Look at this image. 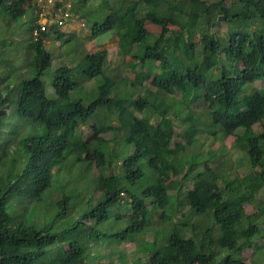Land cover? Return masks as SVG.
<instances>
[{
	"label": "trees",
	"instance_id": "16d2710c",
	"mask_svg": "<svg viewBox=\"0 0 264 264\" xmlns=\"http://www.w3.org/2000/svg\"><path fill=\"white\" fill-rule=\"evenodd\" d=\"M89 1L71 4L75 16L90 26L91 39L115 32L119 53L136 60L128 66L136 76L131 80L107 74L106 50H96L86 52L78 66L61 64L53 69L54 92L48 93L42 76L52 68L53 54L45 42L50 30L28 45L32 57L26 65L35 69L33 77L12 84L0 76V123H8L11 129L7 137L0 131V264H91L100 255L87 260L89 248L106 239L135 241L149 230L155 232V240L139 245L150 251L154 264H245L240 258L243 249L253 246L264 228L255 219L264 213V200L255 201L259 210H244L264 185V88L251 86L264 79V0H234L233 5H240L237 11L225 0L179 2L183 8L178 11L172 0H98L99 5ZM82 3L90 5L88 11L80 10ZM35 7L28 33L35 28ZM31 9L32 0H0V17L6 16L11 26ZM169 17L179 28H168ZM236 19L248 22L250 29H231L227 38L212 31L221 22ZM147 21L161 27L153 44L138 37ZM252 32L259 36L258 44ZM55 34L60 37L64 32L55 28ZM198 43L203 54L196 58ZM1 49L0 56L5 47ZM11 63V57H0L1 65L10 67ZM212 69L216 75L210 76ZM98 75H103L102 82L88 88L84 82ZM151 75L155 89L132 97L129 91L140 88ZM82 87L92 92L87 98L73 94ZM176 92L180 97H172ZM89 98L101 105L92 110ZM200 98L206 108L196 115L189 105ZM171 104L185 108L184 117L190 121L185 140L174 146L171 140L176 129L168 114ZM148 110L158 115L156 122L137 114ZM197 121L208 130L219 126L223 137L236 135L250 167H260L257 178H231L220 189V199H214L211 186L221 173L208 160L203 170L196 168L197 158H208L214 152L203 156L192 150L187 158L181 156L188 146L196 145L201 130ZM72 123L76 125L66 131ZM257 123L263 126L260 132L253 127ZM106 133L113 136L106 138ZM65 161H71L72 171H62ZM167 166L193 179L196 198L177 201V193L170 191L182 188L183 183L165 182ZM24 174L37 183L35 196L16 191ZM153 183L161 188L156 191ZM94 189L100 191L97 198L92 196ZM47 190H59L61 196L46 202L43 193ZM69 199L73 206L67 203ZM123 203L129 205L131 214L123 226H111L112 217L121 218L113 209ZM183 207L191 213H213L195 228L186 219L171 223ZM154 213L161 225L169 224L166 229L151 227ZM186 227L191 229L189 237ZM119 256V264H138Z\"/></svg>",
	"mask_w": 264,
	"mask_h": 264
},
{
	"label": "rangeland",
	"instance_id": "374dc122",
	"mask_svg": "<svg viewBox=\"0 0 264 264\" xmlns=\"http://www.w3.org/2000/svg\"><path fill=\"white\" fill-rule=\"evenodd\" d=\"M37 0H32L33 9L28 10L25 16L20 19H17L15 23L8 25V22L5 17H0V52L3 50L1 47H5L4 54L0 57L7 56L13 59V63H11L10 67H5L0 64V76H4L6 80L12 84L19 82L23 79L33 77L35 75V69L28 67L27 61L30 60L32 57V51L28 52V44L31 43L30 40V33L27 31V26L29 24L30 18L33 16V13L36 10V3ZM40 1V0H38ZM63 1H70L79 2L80 0H63ZM95 1L96 4L99 5L98 0H90L89 2ZM188 0H172L173 3H177V8L175 11L181 10L183 7L179 5V2H184ZM207 1H215V0H207ZM234 0H225V3L232 11H237L240 9V5H233ZM86 4V5H85ZM103 2H101V5ZM90 5L87 3L80 4L81 11H88ZM94 9L92 7L93 13ZM96 11V9H95ZM145 10L141 11V14H144ZM168 13L170 15L171 9L169 8ZM9 18V16H7ZM83 21L75 18L74 21H71L72 29L64 30L65 33L60 35H51L49 37V41L47 40L46 45L48 49L53 54L52 60V68L45 71L42 78L45 81L47 92L50 93L53 90L52 80L53 74L52 70L56 69V67L63 65H70V66H78L82 62V57L86 52H95L96 50H106V62L105 67L107 69V74L114 76H125L129 79L133 80L136 76L135 70L128 68V66L132 65L136 62L131 56L124 57L123 54L119 53V44H118V36L113 31L104 32L99 35L96 39H91L89 36L91 35L90 26L86 23V25H82ZM243 19H236L232 20L231 22L223 21L220 25L215 26L212 28L216 34H219L221 37L227 38V31L229 30H237V31H245L250 29L249 24H247ZM15 24L16 27H13ZM166 25L169 29H177L179 25L169 17L166 21ZM253 28V27H251ZM161 27L160 25L147 21L144 28L139 31V39L145 43L153 44L155 39L159 36ZM206 26L203 27V31H206ZM202 31V30H201ZM252 39L256 44L259 43V36L255 33H251ZM70 38L69 40H66ZM200 36L198 33L195 34V40L199 41ZM196 58L200 57L202 53L201 46H196ZM200 51V53H199ZM29 56V58H28ZM126 65V66H125ZM240 66H242L240 64ZM136 70L139 68L136 67ZM216 69H212L209 72L210 76L216 75ZM153 76L151 75L150 78L138 89L129 91L132 97H138L140 95H146L150 90H154L155 87L150 84ZM95 80L85 81L84 83L88 86V88L95 87V83H101L103 80V75H98L94 77ZM254 88H264V79H260L255 81L252 85ZM54 92V90H53ZM90 91H85V89L79 88L78 91H74L73 94H84L86 98L91 94ZM172 97L178 98L180 97V93L176 92L173 94ZM86 102V101H85ZM87 103V102H86ZM89 103L91 105L92 110L96 109L100 101L93 102V98H89ZM88 104V103H87ZM190 109L196 113V115L200 114L205 110V102L202 98L198 99L196 102L191 103ZM186 112L185 108H178L177 106L171 104L169 108V115L173 118V123L175 125L176 133L172 137L171 145L174 146L179 141H184L187 135V128L190 126V121L184 117ZM139 115H148L152 121L156 122L158 120V115L154 113V111H144L143 113L138 112ZM207 119V118H206ZM114 123L117 122V119L113 120ZM200 122V121H199ZM197 121V126L201 128L197 132L196 138V145L188 146L187 149L181 154L184 158H187L189 152L192 150L196 152H201L205 156V153H208L209 150L214 152L213 156L206 157V158H197L196 159V168L199 170L204 169L205 160H208V164L214 167L219 173H221V177H219L215 183L212 184L211 189L213 193L214 199H220V189L225 187L227 184V180L237 177L243 178L248 176L250 179L254 180L257 178L256 171L260 169V167H256L252 169L248 164V161L244 155V151L238 146L237 143V136L234 134H230L223 137V131L218 126H210L209 130L202 128ZM76 123H72L67 126L66 131L74 127ZM254 129L257 132L263 130V126L261 123H257L254 126ZM16 129H20L17 128ZM22 129V128H21ZM21 129L19 131H21ZM86 134L88 133L89 125H86ZM204 129V130H202ZM0 131L1 133L7 137V133H10L11 129L8 123L1 122L0 123ZM113 135L111 133H106V138H111ZM217 136V137H214ZM222 137V138H221ZM224 148L223 152H220L221 149ZM90 157V156H89ZM184 170L187 171L188 164L183 165ZM62 171H72L74 169L73 164L71 161H65L61 165ZM62 172V174H65ZM92 173L96 172V169L92 167ZM165 182L168 183L170 181H180L183 183V187L178 190H171V193H177V201L185 202L187 199L196 198V195L193 191V179L189 177L183 178V173L178 171L174 166H167L165 167ZM0 184H3V181H0ZM85 186H81L84 189ZM37 183H35L32 178H30L27 174L22 175L20 186L16 188L17 192L26 193L31 196H35L37 193ZM153 188L158 191L161 188V184L153 183ZM92 196L97 198L100 194V191L93 190ZM60 191H51L47 190L43 193L44 201H50L58 199L60 195ZM254 199L253 201L247 202L244 205V210L246 213H252L260 209V205L255 202L259 200H264V185L254 192ZM72 199H69L67 203H71V206L74 204L71 202ZM181 204V203H180ZM73 210V208H72ZM114 213H121L120 219H115L112 217L110 220V225L114 227H121L125 224L127 217L131 214V210L129 209V205L127 203H123L120 206L115 207ZM182 212H177L174 214L171 223H178L180 219H186L189 222L190 227H197L202 225L203 223L207 222L211 216L212 211L208 210L205 214H198V213H191L188 212L187 207H183L181 209ZM185 213V215H183ZM256 217V216H255ZM256 221L260 224V226L264 227V213L258 215ZM169 224L161 225L159 223V215L157 213L153 214V222L151 223V227H159L162 230L166 229ZM190 227H186L184 229L185 235L189 237L191 235ZM262 235H257L253 242V246H247L243 249L241 253V260L245 264H264V228L261 229ZM260 231V232H261ZM139 238H144L143 240H139ZM157 239H161L160 236ZM155 240V232L152 230L147 231L145 234H141L137 237L135 241L129 242H117L114 239H106L103 240L101 244H98L96 248L91 247L85 252V258L88 260L90 257L94 256L95 254H99L95 262L91 264H119L120 263V256L119 254H123L125 260L128 263L138 262V264H154L149 257L150 251L145 248L143 245H139L142 241H147L152 243ZM65 245V244H64ZM157 246V245H156ZM68 248V245H66ZM113 250L115 252H113ZM225 252V251H224ZM223 254V252H221ZM46 264H49L48 262ZM195 264H207L203 261H198Z\"/></svg>",
	"mask_w": 264,
	"mask_h": 264
},
{
	"label": "built area",
	"instance_id": "2783aa9c",
	"mask_svg": "<svg viewBox=\"0 0 264 264\" xmlns=\"http://www.w3.org/2000/svg\"><path fill=\"white\" fill-rule=\"evenodd\" d=\"M57 0H40L39 5H40V28H36L33 31L32 36L34 38H37L39 35L40 29H46L47 24H52V23H58L60 25L65 24V22L69 19L70 13L67 9H58L55 10L53 7L55 5ZM69 6V4H67Z\"/></svg>",
	"mask_w": 264,
	"mask_h": 264
},
{
	"label": "clouds",
	"instance_id": "9594fccd",
	"mask_svg": "<svg viewBox=\"0 0 264 264\" xmlns=\"http://www.w3.org/2000/svg\"><path fill=\"white\" fill-rule=\"evenodd\" d=\"M58 1V0H57ZM60 2H61V5L60 6H56V5H54V9L55 10H58V9H61V8H63V9H67L68 11H69V13H70V17H69V19L65 22V24H63V25H60V24H58V23H52V24H47V27H46V29H40V31H39V35H38V37L37 38H34L33 36H32V34H33V31L36 29V28H40V20H41V18H40V15H39V11H40V5H39V1L37 0V1H35V3H36V5H38V14H37V18H36V20H35V28L30 32V40H31V42L32 41H37V40H39V38L41 37V35H42V32H47L48 33V31L50 30V34H49V37L51 36V35H55L54 33H55V28H57V29H59L60 31H62V32H64L65 33V31L64 30H66V29H72L73 27H72V24H70L71 23V21H74L75 20V18H77L76 16H75V14H74V12L72 11V9H71V2L70 1H68V2H66V1H63V0H59ZM56 4V3H55ZM67 4H69V6H67ZM82 25H86V23H85V21H83L82 23H81ZM63 28H66V29H63ZM116 34V33H115ZM56 35H58V34H56ZM117 35V34H116ZM49 37L46 39V41L45 42H47V40L49 39ZM99 37V36H98ZM60 38V37H59ZM90 38V37H89ZM94 39H96V38H94ZM49 41V40H48ZM30 44V43H29ZM28 44V45H29ZM118 44H119V38H118ZM53 60V59H52Z\"/></svg>",
	"mask_w": 264,
	"mask_h": 264
}]
</instances>
